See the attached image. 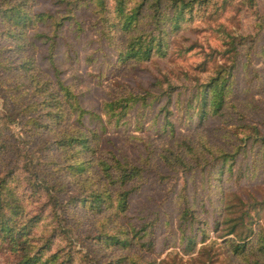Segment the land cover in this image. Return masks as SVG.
Here are the masks:
<instances>
[{
    "label": "rangeland",
    "instance_id": "obj_1",
    "mask_svg": "<svg viewBox=\"0 0 264 264\" xmlns=\"http://www.w3.org/2000/svg\"><path fill=\"white\" fill-rule=\"evenodd\" d=\"M70 1L72 12L54 0L29 1L33 13L66 17L59 27L47 18L29 28L36 48L27 54L34 56L35 67L51 81L61 79L70 85L81 106L100 114L104 122L101 126L89 114L77 113L50 130L97 129L100 154L116 155L143 169L141 177L129 184L133 191L127 210L119 211L112 199L107 209L99 211L81 200L104 183L99 167L85 177L75 176L66 161L80 155L71 151L65 156L56 146L49 147L56 130L37 132V153L27 158L40 164L47 180L63 185L62 198H78L69 203L67 212L58 209L62 225L53 234L57 222L46 192L32 200L30 208L44 216L38 232L52 235L47 253H57L62 264H133V260L254 264V254L233 255L227 240L238 241L247 234L250 240L264 236V28L259 29L255 14L258 10L264 16V0H256L257 7L235 0L220 10L210 8L213 14L184 22L170 34L166 55L153 53L141 61L120 53L130 33L113 0H106L104 8L97 0ZM148 11V7L143 9L140 21L145 30L154 28ZM5 28L0 18V60L21 62L24 55L10 50L13 44L1 32ZM225 31L236 35L237 42L241 40L235 51L225 52ZM221 68L228 77L224 105L217 113L208 109V114L201 115L197 84L209 81ZM18 80L26 83L27 76L13 74L5 88L14 90L17 83L22 84ZM5 88L0 86V116L11 100ZM21 94L27 97L24 89ZM130 95L140 100L124 116L105 114L107 102ZM18 119L10 125L14 137L9 140L20 146L21 140L14 141L23 137ZM169 149L180 152L187 166H173L164 159ZM15 154L5 153L0 171L12 163ZM110 189L116 197L117 188L112 185ZM188 207L194 210L193 222L182 218ZM235 225V233L229 234ZM117 233L132 243L118 242ZM13 260L14 254L0 245V264Z\"/></svg>",
    "mask_w": 264,
    "mask_h": 264
},
{
    "label": "trees",
    "instance_id": "obj_2",
    "mask_svg": "<svg viewBox=\"0 0 264 264\" xmlns=\"http://www.w3.org/2000/svg\"><path fill=\"white\" fill-rule=\"evenodd\" d=\"M29 1L0 0V18L3 24L6 25V28L1 32L13 44L10 50L24 55L21 62L0 60V86L5 88V82L13 74L21 73L27 76L26 83L18 80L22 84L17 83L14 88L12 87V89L18 91L17 94L10 88L3 90L12 101L8 102L9 106H6L5 113L0 116V163L3 162L2 159L5 153L16 151V156L3 172L0 171V245H4L5 249L14 254V260L9 264H62L58 262L57 253H47L51 248L52 235L48 237V234L44 236V232H38V226L43 222L44 216L42 212L30 208V204H32V200L35 199L36 201V195H39L42 191L46 192V197L50 200L48 205H51L54 210L53 221L57 222V225H54L51 231V234H53L58 230L59 225H62V219L59 218L57 213L58 209L63 207V211L67 212L66 207L69 203L78 200V198L76 196L70 200L62 198L63 185H59L57 181L52 179L51 183L41 175L42 169L38 167L40 164L37 165L33 158H27L28 155L31 156L32 153H37L34 146L36 140H38L36 139V133L42 132L44 129L47 131L56 130L57 136L51 140L49 147L56 146V148L62 150L65 156L71 151H75L76 154L80 155L77 160L69 157L67 158L69 161H66L67 166L75 176L85 177V173L92 172L96 166L99 167L104 183L94 188L89 197L86 196L87 198L81 199L85 202L89 201L90 206L96 207L99 211L103 208L107 209L111 205L112 199L117 201L116 206L119 211L127 210L129 197L133 191V188H129V184L141 177L143 168L130 161L122 160L113 154L110 156L100 154L98 152L100 134H98L97 129L87 131L81 127H74L73 129L61 130L60 127L59 129L50 130L61 126L65 119L69 120L77 113L79 116L89 114L92 118L97 119L101 126H103L104 120L100 114L89 112L81 106L70 85L65 84L61 79L56 82L51 81L40 69L35 67L34 56L27 53L30 49L36 47L29 38L27 30L32 28L37 21L53 18L54 16L47 13H33ZM54 1L67 7L72 12L73 8L68 7L72 1ZM97 1L104 8L106 0ZM231 1L234 2L235 0H222V2L220 0L219 2L215 0H113L115 11L123 19L124 29L128 31L127 33H130L126 47L120 53L126 59L137 61L148 59L153 53L161 56L166 55L169 46L168 37L174 30L179 29L182 23L192 21L195 18L199 19V17H204L209 13L213 14L210 8L220 10ZM243 2L248 3L251 7H257L256 0H243ZM146 7L149 9L150 21L154 25V28L149 30L140 27L143 9ZM255 14L258 17L257 25L259 29L264 28V16L258 10H255ZM65 17L66 15L61 16V19L53 18L57 27L63 23ZM130 30L133 31L130 32ZM223 41L224 45L228 44L225 52L235 51L237 43H241V40L237 42L236 35L228 31H225ZM5 72L11 75L4 76ZM224 72V68H221L217 75L209 81L197 84L196 96L199 97V105L202 107L201 115L208 114V109L213 113H217L222 109L226 100V83L228 81V77L224 75ZM23 89L27 97L21 94ZM1 94L3 95V92ZM3 97L8 100L7 96L3 95ZM23 98L30 99L24 100ZM142 99L145 101L146 97L143 96ZM139 100L140 97L137 95L112 100L105 104L104 112L106 115L112 112L111 117L124 116L127 109ZM119 107L120 109H117ZM17 118H20L18 123H20V133L23 137H19L20 139L14 138V141L20 142L21 140L20 146L19 143L12 145V141L9 140V136H13L10 125ZM41 118H46V121ZM223 154L233 155L226 152H223ZM164 155V159L172 162L173 166H176L177 163L186 164L184 156L178 151L169 149V153ZM4 163H7V161L4 160ZM14 163L19 165L21 174L18 173V166ZM14 167L17 169H14ZM94 181L96 184V178ZM28 185H30L31 194L28 192ZM112 185L117 188L116 197H113L110 189ZM182 218L193 222L195 219L194 210L189 207L186 208L183 211ZM236 225L229 230V234L235 233ZM123 232L124 230L118 233ZM118 233L114 236L118 242L132 243L128 236L123 237ZM249 237L250 235L247 234L238 241L229 239L227 245L232 250L233 255L252 253L256 256L253 263L262 264L264 236L260 237L259 240H250ZM189 241H193L192 236H189ZM213 246L210 245L211 249ZM228 251L230 252V250ZM133 264L153 263L133 260Z\"/></svg>",
    "mask_w": 264,
    "mask_h": 264
}]
</instances>
